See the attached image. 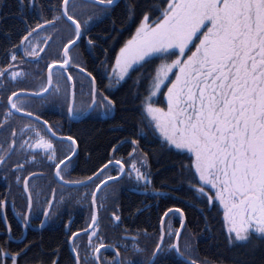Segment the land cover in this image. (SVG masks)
<instances>
[{"label":"snow or ice","instance_id":"snow-or-ice-1","mask_svg":"<svg viewBox=\"0 0 264 264\" xmlns=\"http://www.w3.org/2000/svg\"><path fill=\"white\" fill-rule=\"evenodd\" d=\"M15 6L20 25L5 35L0 61V264H198L197 228H189L185 210H163L151 232L128 224L115 187L125 184L158 199L161 187L178 182L191 207L222 213L225 246L250 253L264 248V0H15ZM130 25L134 32L113 57L111 44ZM53 42L58 50L44 63L45 77L39 66ZM85 54L87 60L77 59ZM73 68L83 74L80 94L90 97L82 108L75 104ZM37 76L38 83L25 84ZM120 89L117 100L113 90ZM62 92L68 119L96 109L110 117L119 107V127L130 126L77 178L85 135L65 132L31 106L55 104ZM129 143L128 158L117 157ZM85 152L87 163L91 153ZM152 160L172 171L159 187ZM85 204L86 226L73 231L64 217ZM101 210L119 230L111 240L102 235ZM177 214L178 227L171 222ZM34 216L41 217L38 230L59 222L63 243L51 251L35 240L11 248L7 236L19 239L37 227ZM204 220L211 223L210 215ZM205 230L211 231L200 233ZM64 247L69 255L62 262Z\"/></svg>","mask_w":264,"mask_h":264},{"label":"trees","instance_id":"trees-1","mask_svg":"<svg viewBox=\"0 0 264 264\" xmlns=\"http://www.w3.org/2000/svg\"><path fill=\"white\" fill-rule=\"evenodd\" d=\"M20 25V21L17 17L16 6L14 2L6 1L2 4L0 3V61L4 59V50L8 41L5 39V35L11 31L13 34L17 31ZM134 27L129 26L125 28L120 35L117 37L116 41L111 44V51L114 57L115 51H118L119 46L122 45L123 41L130 37V33L134 32ZM115 46V47H114ZM58 50V42H53L52 46L48 48L47 54L45 55V60L40 62L39 68L42 69L40 75L45 76L46 69L44 68L45 61L50 62L51 59L55 56ZM195 49L193 48V51ZM88 55L85 54L83 58L79 57L81 62L86 60ZM89 67V65H88ZM135 76V73L133 74ZM39 76L34 80L35 83H38ZM27 86L30 87L29 84ZM127 85H125V88ZM125 89H120L119 91H114L115 97L117 100L122 98L123 92ZM166 90V89H165ZM162 99V97H161ZM33 104H39V101L34 102ZM36 110V107H33ZM122 111L118 107L115 111V115L112 119L102 121L100 119H88L83 122H80L77 125V133L85 135V143L81 146V167L84 169L91 168L94 165L98 164L100 159L105 156L107 153L111 151V145L115 144L118 140H123L128 133L129 125H125L124 127H119V122L122 118ZM3 135H7L4 133ZM1 136L0 139H2ZM130 139V138H129ZM128 144L120 145V149L123 146ZM88 150L91 153V159L85 163V156ZM120 151V150H119ZM149 152L153 151V149L149 148ZM15 159V157H13ZM152 163V171L156 175V184L159 187L161 184L165 183V178L171 177L172 171L169 167L164 166L165 162L161 161L157 163L155 160L151 161ZM48 177L45 180L41 181V183H47ZM2 184V182H0ZM186 186H178L173 185L171 183H167L166 186L161 187L160 191L162 195L156 199L153 198L151 194L147 197L144 194L139 195L138 193L133 194L129 193H121L119 198L120 204L123 205L124 212L128 214L129 210L133 211L137 208L143 207L142 197L147 201L144 205L153 204L151 206V210L146 214L139 213L136 215V221L140 224L145 223V219L147 218V222L150 225H154L155 221L163 210H166L168 207H184L187 210L185 212H189L190 224L191 228L196 227L197 232L194 237V241H197L196 247L197 251L194 252V258L198 261L203 260L206 261L207 264H264V248L258 247L254 253L248 252L246 249L240 248H228L223 243V237L220 235L221 225L218 220L222 219V213L220 217H217L216 211L213 210L210 213L201 214L196 208L187 204H183V191ZM2 190V188H0ZM111 192V189H109ZM15 192V189H14ZM11 200V197H9ZM23 202L17 196L16 204L20 205ZM80 208L82 211L79 212L78 221H75L79 226H86V221L88 220V206L85 204L81 205H73L68 211L72 212L71 217L67 214L64 217L65 222L70 219H74L76 215L75 210ZM157 208V211L155 209ZM19 210V209H17ZM10 211V207L9 210ZM8 215V213H7ZM204 215H210L211 223L204 220ZM11 213L8 217H11ZM37 217V216H34ZM10 219V218H9ZM34 221H38L34 219ZM15 223V222H14ZM211 229V231L205 230L202 234L200 233V229ZM70 234V233H69ZM21 237V236H20ZM198 237V239L196 238ZM15 238V237H12ZM82 239V238H81ZM108 239H112L108 237ZM7 240H10L7 236ZM29 240H35L37 242L42 241V247L45 251H51L57 243H63L64 241V230L62 225L59 222L51 223L48 225V228L44 231L40 232H28L26 239L24 242ZM85 240V239H84ZM17 246H22V243H10L11 248H16ZM69 255V249L64 247L60 252V258L63 262L66 260ZM107 256H111L110 253H106Z\"/></svg>","mask_w":264,"mask_h":264},{"label":"flooded vegetation","instance_id":"flooded-vegetation-1","mask_svg":"<svg viewBox=\"0 0 264 264\" xmlns=\"http://www.w3.org/2000/svg\"><path fill=\"white\" fill-rule=\"evenodd\" d=\"M6 1H11V2H14L15 3V0H0V3L2 4L3 2L5 3ZM79 50H76V52H78ZM76 52L73 53V55H76ZM25 68H28V69H32V70H36L35 69V66H29V65H24ZM77 69H72V72L71 74L72 75H75L76 76V87H75V104L78 108H82L83 107V101L85 99H87L89 102H90V97H85V96H82L80 94V80H81V76L83 74H80V75H77ZM106 79H105V83H106ZM25 84H29L30 86L33 84L31 82V78L29 81H26ZM11 87V86H10ZM68 95H69V98H70V87L68 89ZM50 99H52L50 97ZM40 103V102H39ZM33 106L35 107H39L41 108L40 104H32ZM43 109V113L44 115L54 124H57L59 126H62L64 131L67 132L68 131V126H70V130L72 132H74L75 130H77V125L80 123V122H83L85 120H88V119H100L102 121H106V120H109V119H112L114 116H112L111 118L110 117H105L102 115L101 111L99 109H96L95 111H92L90 114H89V117H85L83 118L82 120L80 121H76L77 119H68L67 117V101L65 99V93L62 92L61 93V96L59 98V101L56 102L55 104H52V103H48L45 105V107L42 108ZM86 112V111H85ZM84 114V112L82 113V115ZM51 115V116H50ZM81 115V116H82ZM80 116V118H81ZM103 118H105L106 120H103ZM130 140V139H129ZM123 145V144H122ZM131 146H130V143L126 146H123V148L120 149V151L117 153V157L123 155L125 159L128 158V153L131 151ZM137 158H141L142 157V149H137ZM81 170H83V167H81V164H79L77 170L73 173V177L74 178H77L80 176V173H81ZM133 193V194H136L137 191L133 188V186L129 185L127 187H124V188H120V193ZM183 204H187L188 202V197L186 196L185 194V190L183 191ZM152 208L151 207H147L146 210H144L143 212L141 213H144L146 211V214L149 212V210H151ZM155 209V208H154ZM156 210V209H155ZM183 210H187L186 208L183 207ZM136 210H134L135 212ZM157 211V210H156ZM139 213H137L136 215H138ZM189 215V212H186V219H187V222H188V225H189V228H191V224H190V217L188 216ZM124 216L127 218V223L128 224H131L133 226H141V225H145V227L148 228V231L151 232L152 231V227L155 226L157 228V219L155 221V224L154 225H150L148 224L147 222V218L145 219V223L143 224H140L136 221V216L134 218H131L128 216V214H126V212H124ZM173 223L174 226L178 227L179 226V222H178V214H177V218L173 221H171ZM101 231H102V235H105V236H109L110 235V232H109V228H108V225H102V228H101ZM185 236L189 235L188 232H185L184 233Z\"/></svg>","mask_w":264,"mask_h":264},{"label":"bare ground","instance_id":"bare-ground-1","mask_svg":"<svg viewBox=\"0 0 264 264\" xmlns=\"http://www.w3.org/2000/svg\"><path fill=\"white\" fill-rule=\"evenodd\" d=\"M115 47V46H114ZM88 58H86V60H87ZM88 65H89V68H91L92 67V63H91V61H89L88 62ZM51 116V115H50ZM68 130H70V126H68ZM73 133H77V130H75ZM142 229L145 227V225H141L140 226ZM13 230H14V232H17V224H15L14 222H13ZM109 232H110V234H112V232H113V230H112V228H109Z\"/></svg>","mask_w":264,"mask_h":264}]
</instances>
